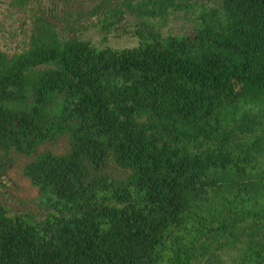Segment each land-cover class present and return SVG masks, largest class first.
<instances>
[{"label":"trees","instance_id":"trees-1","mask_svg":"<svg viewBox=\"0 0 264 264\" xmlns=\"http://www.w3.org/2000/svg\"><path fill=\"white\" fill-rule=\"evenodd\" d=\"M10 1L30 15L0 49V264H264V0L122 47ZM190 1L106 0L104 18ZM15 171L38 212L13 205Z\"/></svg>","mask_w":264,"mask_h":264},{"label":"rangeland","instance_id":"rangeland-1","mask_svg":"<svg viewBox=\"0 0 264 264\" xmlns=\"http://www.w3.org/2000/svg\"><path fill=\"white\" fill-rule=\"evenodd\" d=\"M106 0H39L43 11L49 13L56 27L62 33L68 29L76 37L87 40L96 46H131L137 43L135 29H153L158 34L189 33L199 23L200 13L207 18L206 11L215 8L220 13L216 0H191L186 8L171 10L163 18H147L124 13L114 24L104 17H111ZM30 10L12 4L10 0H0V49L12 53L23 48L29 27ZM52 16V17H51ZM63 29V30H62ZM25 102L12 103L25 106ZM14 188L10 190L13 205L38 212L36 191L18 172L12 174Z\"/></svg>","mask_w":264,"mask_h":264}]
</instances>
